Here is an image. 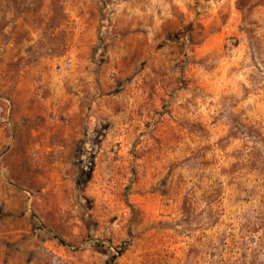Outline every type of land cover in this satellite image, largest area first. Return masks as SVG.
<instances>
[{
  "label": "rangeland",
  "instance_id": "obj_1",
  "mask_svg": "<svg viewBox=\"0 0 264 264\" xmlns=\"http://www.w3.org/2000/svg\"><path fill=\"white\" fill-rule=\"evenodd\" d=\"M251 3L0 0V264H264Z\"/></svg>",
  "mask_w": 264,
  "mask_h": 264
},
{
  "label": "trees",
  "instance_id": "obj_2",
  "mask_svg": "<svg viewBox=\"0 0 264 264\" xmlns=\"http://www.w3.org/2000/svg\"><path fill=\"white\" fill-rule=\"evenodd\" d=\"M253 6H254V3H251V0H237V8L242 13L243 22H245L247 20V16L249 15ZM53 236L55 238H57L60 243L67 244L61 236H59L57 234H54ZM120 252H122V251H120Z\"/></svg>",
  "mask_w": 264,
  "mask_h": 264
}]
</instances>
